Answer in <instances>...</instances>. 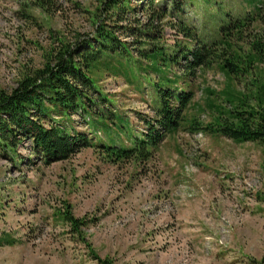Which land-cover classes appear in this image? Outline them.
<instances>
[{"label":"rangeland","instance_id":"obj_1","mask_svg":"<svg viewBox=\"0 0 264 264\" xmlns=\"http://www.w3.org/2000/svg\"><path fill=\"white\" fill-rule=\"evenodd\" d=\"M105 1L0 0V90L11 91L63 45L96 34L100 23L113 24L104 15ZM153 6L130 12L120 25L143 32L150 11L164 14L166 7L152 26L155 42L170 48L196 39L222 48V38L231 36L233 48L247 55L254 38L264 39V0H154ZM238 20L245 21L241 30H222ZM181 25L195 30L194 39ZM117 34L132 43L135 76L122 70L124 56L103 53L91 73L114 101L96 99L90 112L80 108L68 115L54 108L49 119L85 130L96 142L108 141L110 125L116 142L131 144L112 111L132 133L145 131L156 115L149 78L159 74L144 67L150 59L137 50L150 45L145 35ZM167 71L194 95L186 120L149 159L115 162L87 146L46 162L32 153L29 138L18 143L16 155L0 150V264H101L63 218L68 206L86 219L82 229L96 254L113 264H264V146L192 127L193 119L213 122L218 104L229 105L223 90L243 89L246 77L231 80L217 62L195 72L177 64ZM97 114L106 115L109 125L94 127Z\"/></svg>","mask_w":264,"mask_h":264},{"label":"trees","instance_id":"obj_2","mask_svg":"<svg viewBox=\"0 0 264 264\" xmlns=\"http://www.w3.org/2000/svg\"><path fill=\"white\" fill-rule=\"evenodd\" d=\"M153 4L154 0H147L137 7L131 5V0H106L103 12L113 24L106 26L100 23L96 34L75 44L63 45L44 67L37 69L34 74L25 75L11 91L1 89L0 150L16 155L18 143L29 138L32 140V153L41 154L46 162L69 158L87 146L99 147L103 154L115 162L131 158L149 159L159 148L165 135L178 129L186 120L185 111L194 95L192 89L180 88L179 76H171L167 70L177 64L195 72V69L208 67L213 62H217L231 80L245 76L247 81L241 90H223L224 100L229 105L218 104L219 113L213 122L204 125L193 119L192 127H202L237 141H258L264 146V39L254 38L250 42L247 55L233 48L231 36L222 38V48L197 39L194 45L186 43L179 46L177 43L170 48L155 42L157 37L152 26L156 17L160 18L167 13L166 7L162 9L164 14L160 12L155 15L156 9L150 11L149 20L143 23V32L132 25H120V22L128 19L130 12L137 9L148 11L154 7ZM245 26V21L238 20L222 27V30L230 32L234 28L239 31ZM181 27L189 39H194V29L182 25ZM121 29L134 34L142 33L147 37L146 41L150 45L139 46L137 50L140 57L150 59L144 67L159 74V78L155 80L149 78L156 90V115L148 118V128L141 134H134L129 130L125 118L119 112L112 111L111 118L119 133L126 132L132 139L131 144H120L111 137V126L104 114H97V118L91 123L94 127L109 125L108 141L96 142L85 130L63 122L51 123L49 117L54 108H59L68 115L72 110L77 111L80 108L90 112L96 99L114 101L108 93L99 88L98 81L91 73L93 62L103 53L124 56L127 62L120 61L122 70L126 73L132 72L135 76L129 58L132 43L117 34ZM256 67L258 70L254 69ZM94 92L98 95L94 96ZM63 218L71 224L74 233H78L86 241L90 253L98 258L101 264H113L111 259L101 258L91 247L82 229L86 224L85 218L76 216L69 206L63 213ZM0 241H3V238H0Z\"/></svg>","mask_w":264,"mask_h":264}]
</instances>
